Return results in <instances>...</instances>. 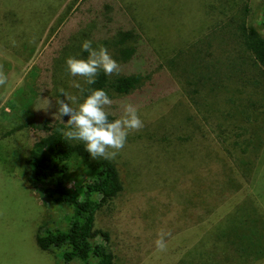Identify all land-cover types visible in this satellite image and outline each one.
Instances as JSON below:
<instances>
[{"label":"rangeland","instance_id":"1","mask_svg":"<svg viewBox=\"0 0 264 264\" xmlns=\"http://www.w3.org/2000/svg\"><path fill=\"white\" fill-rule=\"evenodd\" d=\"M263 1L0 0L8 77L0 86V264H65L63 248L40 250L35 238L65 229L70 211L27 184L24 159L43 124L66 129L69 117L56 118V100L66 99L59 89L78 108L73 81L84 78L70 75L66 59L87 58L85 39L119 63L109 78L141 76L130 93L110 96L107 110L117 119L132 104L143 121L115 159L71 161L66 188L78 197L103 161L121 185L94 215L107 239L93 242L113 264H264V72L236 34L244 20L264 40ZM118 28L139 33L125 67L113 44ZM25 122L38 128L3 135ZM162 229L170 236L160 252Z\"/></svg>","mask_w":264,"mask_h":264},{"label":"trees","instance_id":"2","mask_svg":"<svg viewBox=\"0 0 264 264\" xmlns=\"http://www.w3.org/2000/svg\"><path fill=\"white\" fill-rule=\"evenodd\" d=\"M260 25L264 30V1L260 9ZM236 32L240 46L250 55L252 63L264 72V40L244 20L237 26ZM138 34L137 29L132 28H118L114 33L113 44L124 67L125 63L135 60ZM124 72L109 78L101 70L96 76L95 84L88 85L84 80L81 85L83 91L77 88L79 103L94 89L105 90L109 97L130 93L139 84L141 76ZM108 119L115 120L110 114ZM45 126L47 125L43 124L45 136L33 141L24 159L25 180L30 187H40L41 194L53 204L66 206L70 213L65 216V229H45L41 236L35 238V244L40 250L63 248L60 257L65 264H113L112 255L104 244L93 242L96 237H101L104 241L107 239L105 232L93 228V223L95 213L121 190L115 167L110 162L103 161L93 179L80 183L79 197L70 193L66 188V180L71 161L78 159L82 165H87L89 153L85 150L84 142H69L59 131L60 125ZM23 128L38 127L33 122H25L3 135L7 136Z\"/></svg>","mask_w":264,"mask_h":264},{"label":"clouds","instance_id":"3","mask_svg":"<svg viewBox=\"0 0 264 264\" xmlns=\"http://www.w3.org/2000/svg\"><path fill=\"white\" fill-rule=\"evenodd\" d=\"M15 44V40L12 41ZM92 41L85 39L81 45L87 58L69 56L66 59L68 72L71 76L83 77L88 85L95 84L96 76L102 70L106 75L118 74L119 63L113 58L106 46H92ZM8 77L0 66V86L7 83ZM73 86L83 91L81 85L73 81ZM66 99H57L58 111L56 118L68 116L66 129H60L61 134L69 140H77L85 143L86 151L92 159L101 157L107 160L115 159L119 151L125 146L127 136L131 130H139L143 127L138 109L132 104L124 106V113L119 118L109 121L108 107L112 104L107 92L103 89H94L79 103L78 108L71 104L77 102V97L69 95L63 88L59 89ZM71 102V103H69ZM49 101L47 100V107ZM170 232L160 230L157 239L154 241L158 251L167 249L166 238Z\"/></svg>","mask_w":264,"mask_h":264}]
</instances>
